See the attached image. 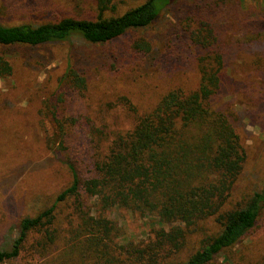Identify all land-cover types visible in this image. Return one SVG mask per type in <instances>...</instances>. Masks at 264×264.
I'll return each mask as SVG.
<instances>
[{
	"label": "trees",
	"instance_id": "1",
	"mask_svg": "<svg viewBox=\"0 0 264 264\" xmlns=\"http://www.w3.org/2000/svg\"><path fill=\"white\" fill-rule=\"evenodd\" d=\"M93 1V18L0 24V47L39 46L74 36L106 44L157 18L159 0H144L121 14H115L114 1ZM190 18L184 19L189 38L200 50L196 82L168 88L142 111L127 99L134 118L129 128L109 131L86 114L68 111L67 93L81 95L88 83L66 65L57 91L38 112L52 122L44 144L62 152L74 132L85 138L72 148L68 185L50 205L19 220L9 246L0 247V264L26 248L41 261L61 241L58 203H69L71 212L54 264H264V253L250 257L244 251L264 210V182L240 187L247 161L243 122L218 96L224 52L210 23ZM134 47L149 49L138 40ZM12 71L0 52V79ZM115 207L151 218L148 237L121 241L120 226L107 214Z\"/></svg>",
	"mask_w": 264,
	"mask_h": 264
},
{
	"label": "rangeland",
	"instance_id": "2",
	"mask_svg": "<svg viewBox=\"0 0 264 264\" xmlns=\"http://www.w3.org/2000/svg\"><path fill=\"white\" fill-rule=\"evenodd\" d=\"M113 1L115 14H121L144 0ZM167 1L159 0L157 18L149 26L106 44H90L74 36L39 46L0 47L13 68L9 77L0 79V247L9 246L22 217L50 205L70 182L72 148L85 136L74 132L67 150H48L44 141L52 135V122L38 114L57 91L66 65L71 64L88 83L81 95L67 93V110L86 114L109 131L129 128L134 118L127 111V99L142 111L168 88L197 79L200 50L189 38L186 17L191 22L206 19L224 52L218 96L243 122L247 161L240 187L264 182V0ZM95 15L93 0H0V24ZM135 40L145 41L149 49L137 50ZM70 212L69 203L57 204L61 241L42 262L26 248L3 264H54ZM107 214L120 226L121 241L146 239L153 224L151 218L119 207ZM245 247L250 257L264 253V210Z\"/></svg>",
	"mask_w": 264,
	"mask_h": 264
}]
</instances>
